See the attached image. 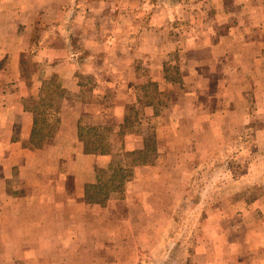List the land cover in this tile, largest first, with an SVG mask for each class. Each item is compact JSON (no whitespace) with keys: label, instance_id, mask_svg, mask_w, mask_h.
<instances>
[{"label":"rangeland","instance_id":"374dc122","mask_svg":"<svg viewBox=\"0 0 264 264\" xmlns=\"http://www.w3.org/2000/svg\"><path fill=\"white\" fill-rule=\"evenodd\" d=\"M10 1V17L0 26V39H8L0 43V69L16 70L11 83L21 82L16 79L20 70L22 82L35 86L37 76L44 77L45 62L38 53L53 43H72L80 58L91 57L77 60V73L86 87L84 98L106 106L107 123L115 125L116 104L127 103L130 116L138 115L140 101L159 105L160 119L128 126L143 128L145 147L138 154L121 150L125 128L112 136L121 150L115 162L125 168L126 178L110 197L130 195L127 184L136 165L160 168L168 162L171 167L160 172L161 182L148 188L158 201L150 195L140 196L141 201L129 198L122 203V217L106 212L107 217L81 219L84 233L75 236L77 242L86 247L101 239L106 250L81 252L76 246L74 256L91 258V264H264V83L258 61L243 56V25L236 28L234 52L227 53L225 39L234 28L226 18L247 0H60L62 12L34 9L42 0ZM18 6L26 9L18 11ZM102 38L109 42L92 52ZM221 40L224 46L214 49V58L212 47ZM4 47L10 52L2 58ZM148 56L162 63L170 80L166 88L147 78ZM88 62L102 69L99 77L81 72ZM195 66L208 75L191 77L196 89L186 98L188 90L181 84H189L184 76ZM59 85L55 76L44 80L45 89ZM180 98H186L182 104ZM160 123L176 133L166 147L169 156L157 152ZM84 129L96 147L87 125Z\"/></svg>","mask_w":264,"mask_h":264},{"label":"crops","instance_id":"0c3cea01","mask_svg":"<svg viewBox=\"0 0 264 264\" xmlns=\"http://www.w3.org/2000/svg\"><path fill=\"white\" fill-rule=\"evenodd\" d=\"M59 1L42 0V5L38 8L35 6L34 9H39L40 12L57 10L62 12V9H65L64 2ZM11 9L10 0H0V26H5L4 22L9 19ZM17 9L25 10L26 6H18ZM226 19H230L234 24V28L225 35L227 53H231L229 50L234 52L233 37L236 28L243 25L244 38H246L243 56L258 61L259 75L262 77L261 82L264 83V0H247L240 11L230 14ZM69 39L71 38H66ZM0 40L3 45L5 41L8 42L7 38ZM108 42L105 38L100 39L92 47V52H99L98 46L106 45ZM223 43L221 40L212 47L214 58H218L214 49L219 48L220 45L223 47ZM72 47H74L72 43L70 46L63 44L61 47L53 43V47H45L38 53L45 62L41 72L44 77L37 76L38 79L34 81L35 86L22 82L20 70L16 79L21 82L15 84L11 81L16 70L8 67L0 69V264H91V258L85 260L82 256L80 258L74 256L75 247L77 246L81 252L104 251L106 244L101 239L94 240L93 244L86 247L79 244L75 236L84 233L82 231L84 224L80 223V220L107 217L106 212L114 218L122 217L124 211L122 203L134 197L141 201L140 196L150 195L148 188L161 182L160 172L171 167L168 162L160 168L152 163L136 165L135 177L127 184L130 187L128 189L130 195L127 193L122 199L109 198L104 203L86 201V185L96 183L100 178L111 177L112 165L118 164L115 162V157L119 151H130L136 155L144 149L143 133L140 131L143 128L138 126L136 129H130L128 126L134 125L137 121L142 122L140 124H151L154 120L160 119L161 115L158 110L159 105L153 100L140 101L141 108L138 115L137 113L132 115L138 118L133 117V120L125 109L130 108L127 103L116 104L112 106L113 109H118V112L114 113L118 117L115 125L113 122L107 123L109 113L104 111L106 106L103 103L86 100L83 96L86 87L80 80L81 76L77 73L79 68L76 66L80 56L72 52ZM164 50L165 45L160 52L164 54ZM4 51L2 58L10 52L5 50V47ZM152 53L154 56L155 51L153 50ZM161 57L163 61V56ZM89 58L91 57L80 59L88 61ZM147 58L150 62L147 78L166 88L164 83L170 85V80L166 78L162 63L159 64V58L157 61H152L149 56ZM204 62L203 58L200 59L201 66ZM82 65L81 72L84 74L95 77L102 74L98 64L88 62ZM195 75L203 78L208 74L202 67L195 66L190 69L189 74L184 76L189 84L186 85L185 82L181 84L182 88L188 90L184 93L187 95L186 98L192 95L191 91L195 84L192 88L190 82H192L191 77ZM51 76L57 77L60 85L58 88L45 89L44 80L50 79ZM97 80L101 82L102 78ZM200 86L201 84L198 85ZM159 89L164 91L161 87ZM93 90L96 91V88ZM54 92H63L64 95L57 130L43 146L32 147L29 142L35 114L26 107L25 99L29 96L45 98ZM184 100L180 98L177 101L182 104ZM102 124L112 125V129L106 132V138H110L106 142L107 151L94 150L97 146L92 143L90 144L92 150L86 151L80 132L82 131L87 138L90 137L84 125L89 129ZM122 128L125 129L120 138L121 150H119L114 141L112 143V136L117 137ZM166 129L168 127L164 123H160V126L156 125L157 152L167 153L169 156L171 150L166 147L170 144V135L175 137L176 133ZM182 166L184 167L183 163H178V168ZM106 172L108 177H105ZM114 193L116 189L112 192V196ZM166 194L168 193L164 192L163 196ZM150 197L155 201L159 199L152 194ZM103 264H106L105 260Z\"/></svg>","mask_w":264,"mask_h":264},{"label":"trees","instance_id":"16d2710c","mask_svg":"<svg viewBox=\"0 0 264 264\" xmlns=\"http://www.w3.org/2000/svg\"><path fill=\"white\" fill-rule=\"evenodd\" d=\"M166 78L169 79V76L166 75ZM179 82H182V79H179ZM63 97V92H54L45 98L29 96L25 99L26 107L30 108L35 114L34 127L29 142L30 146L41 147L49 137L54 135L60 122L59 111ZM111 129V124H102L95 128H89L91 137L94 140L93 143H97V148H94V150L107 151L106 143L103 139L106 137V132ZM80 138L84 141L85 150H92L90 146L91 139L84 136L82 131L80 132ZM125 178V168L121 164L112 165L110 178H100L98 182L86 185V201L88 203L106 202L112 196V192L117 188V185L120 186Z\"/></svg>","mask_w":264,"mask_h":264}]
</instances>
